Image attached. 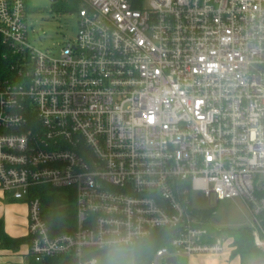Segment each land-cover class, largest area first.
<instances>
[{
	"label": "built area",
	"instance_id": "2783aa9c",
	"mask_svg": "<svg viewBox=\"0 0 264 264\" xmlns=\"http://www.w3.org/2000/svg\"><path fill=\"white\" fill-rule=\"evenodd\" d=\"M79 1L53 56L0 0V193L28 205L30 254L97 264L159 229L152 264L223 252L194 190L241 197L264 251V0ZM45 185L74 194L73 230L51 233Z\"/></svg>",
	"mask_w": 264,
	"mask_h": 264
},
{
	"label": "rangeland",
	"instance_id": "374dc122",
	"mask_svg": "<svg viewBox=\"0 0 264 264\" xmlns=\"http://www.w3.org/2000/svg\"><path fill=\"white\" fill-rule=\"evenodd\" d=\"M73 2V0H27L29 41L37 48L45 50L53 56H58L62 46L66 42L74 40L78 31L77 11L82 2L78 0L76 7ZM192 203L197 210L211 211L212 217L219 220L218 225L220 230L222 229L219 233L226 243L224 251L231 254L234 249L231 245L232 238L229 231L225 229L250 224L252 214L246 202L241 197L217 200L215 195H212L209 199L201 191L194 190ZM206 223L210 224L211 222ZM112 254L114 262L119 261L122 264L131 262L132 253L130 250H115ZM261 258L264 257L246 256L241 259L244 264H252L253 261Z\"/></svg>",
	"mask_w": 264,
	"mask_h": 264
},
{
	"label": "trees",
	"instance_id": "16d2710c",
	"mask_svg": "<svg viewBox=\"0 0 264 264\" xmlns=\"http://www.w3.org/2000/svg\"><path fill=\"white\" fill-rule=\"evenodd\" d=\"M76 7L78 0H73ZM264 193V192H263ZM40 195L43 202V213L50 226L51 233L71 231L76 224L75 197L69 189H56L51 186H40L33 191ZM204 219L212 221L211 211L199 210ZM264 227V212L260 215ZM222 230V229H221ZM219 230V232H221ZM232 238L231 245L234 247L231 256L239 255L242 259L246 256L264 257V251L255 245L252 230L249 225L237 228H227ZM170 230L159 229L151 237L140 240L134 246V264H152L157 249L168 243ZM29 242L26 237H10L3 229H0V242L2 246L17 248L24 242ZM100 253V252H99ZM30 264H78L77 259L71 254H59L46 256L41 260L31 257ZM244 264V263H242Z\"/></svg>",
	"mask_w": 264,
	"mask_h": 264
},
{
	"label": "crops",
	"instance_id": "0c3cea01",
	"mask_svg": "<svg viewBox=\"0 0 264 264\" xmlns=\"http://www.w3.org/2000/svg\"><path fill=\"white\" fill-rule=\"evenodd\" d=\"M0 229H3L13 238L28 236V205L23 201L14 200L0 193ZM125 249L130 250L132 253V259L129 264H134V247L113 248L98 253L97 264H122L119 261L114 262L112 253L115 250ZM31 257L29 242L27 241L17 248L2 246L0 242V264H30ZM238 257H232L229 252L225 251L220 253H202L193 256L191 264H242L241 257ZM234 261L236 262L234 263Z\"/></svg>",
	"mask_w": 264,
	"mask_h": 264
},
{
	"label": "water",
	"instance_id": "95a60500",
	"mask_svg": "<svg viewBox=\"0 0 264 264\" xmlns=\"http://www.w3.org/2000/svg\"><path fill=\"white\" fill-rule=\"evenodd\" d=\"M54 1V0H52ZM214 223L218 224L219 220L217 218L213 219ZM167 264H176L177 262V256L173 255V256H168L165 259ZM253 264H264V258L261 259H257L255 261H253Z\"/></svg>",
	"mask_w": 264,
	"mask_h": 264
}]
</instances>
